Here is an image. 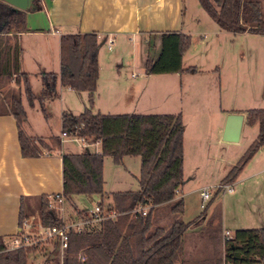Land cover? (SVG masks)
Wrapping results in <instances>:
<instances>
[{
  "label": "crops",
  "instance_id": "obj_1",
  "mask_svg": "<svg viewBox=\"0 0 264 264\" xmlns=\"http://www.w3.org/2000/svg\"><path fill=\"white\" fill-rule=\"evenodd\" d=\"M36 3L38 5L36 11L43 14L44 23H38V16L29 18L25 14L24 30L0 35V58L3 63L14 68L10 69L11 77L14 79L20 73H26L31 85V77L36 72L41 78L48 72L58 73L60 37L69 33H97L99 73L93 90L94 112L107 114L180 112L182 115L183 185L181 184L180 191L176 192V198L183 200L184 212L185 194H192L191 192L195 191L200 198V190L206 187L199 182L188 185L196 178H193L190 170L188 173L187 161L188 165H193L195 158L216 157L218 152L223 159L224 149H229L232 145L243 147L245 127L249 126L247 110L264 108V34L248 30L237 32L233 39L232 52L224 53L221 50L223 44L218 37L226 30L218 24L217 26L213 24L216 22L212 23L204 18L198 12L199 7L190 3V0H39ZM166 31H179L190 36V46L182 55L181 65L183 68L193 67V70L145 73L147 41L155 39L158 47L159 33ZM197 36L199 38L193 46ZM108 38L113 40L110 49L107 47ZM128 42L133 46L135 55L133 60L138 61V52L141 54L138 61L139 71L136 73L123 68L122 58L109 52ZM9 44L11 54L7 50ZM208 44L211 45L210 52L207 51L210 46ZM220 59L222 67L226 63L228 68L225 73L222 67L215 64ZM215 78L217 83L213 82ZM13 81L9 85L17 89ZM57 90L58 95L54 97L52 103L44 102L43 99L35 102L37 99L28 98L24 91L21 96L26 111L23 122L25 132L42 137L48 144L51 143L49 136H61L62 112L80 113L88 98L86 90L76 91L60 84ZM226 100L231 103V107L224 106ZM44 103L51 104L55 109L52 116L45 117L41 112L40 107L44 108ZM231 114L243 115L237 141L224 138ZM217 116L222 118L218 119ZM233 133V130L228 131L230 136ZM258 133L252 134L246 140L252 143ZM68 140L70 139H62L59 149L44 150L39 156H23L15 118L7 109L0 110L1 237L13 235L19 230L21 197H27L29 201L36 200L39 195L48 196L62 192V154L70 153L65 146ZM91 146H94L95 152H99V143H90L88 148ZM240 176L242 178L239 177V188L232 192V198L239 209L249 214L229 220L224 210L222 224L236 222L235 226L238 229L264 227L262 186L253 185L249 189L244 187V183L248 181L264 178V145L244 167ZM210 198L211 195L208 202ZM165 208L168 209V214L174 215L170 210V203H165L157 207L156 217L160 220L164 218L161 213ZM73 215L72 219H76V213ZM198 216L185 222L195 220ZM199 227L204 229L203 225L198 224L185 231L182 251L191 248L196 251L201 245L211 247L207 237L203 239L199 237L201 233L198 232ZM189 235L192 241L187 246L185 237ZM220 246L221 250L218 247L216 253L210 254L209 257L223 254L224 248L221 243ZM183 259L189 257L183 256Z\"/></svg>",
  "mask_w": 264,
  "mask_h": 264
},
{
  "label": "trees",
  "instance_id": "obj_2",
  "mask_svg": "<svg viewBox=\"0 0 264 264\" xmlns=\"http://www.w3.org/2000/svg\"><path fill=\"white\" fill-rule=\"evenodd\" d=\"M219 26L233 33L250 31L264 34L257 25L261 18L260 0H198ZM0 3V35L20 32L26 28L25 14ZM190 36L179 31L159 33L158 49L147 44L144 59L145 73L191 71L183 68L181 58L190 46ZM99 38L95 32L69 33L60 37V69L42 76L44 89L40 99L58 95V85L76 91H88L87 103L78 114H61V132L78 135L89 142L98 141L99 152L85 148L80 153L62 154V195L69 200L74 194L103 193V158L110 156L120 163L125 156L140 157L139 187L137 190L113 191L111 202L105 207L121 214L89 224L82 231L69 233L68 247L61 258L57 242L51 250H59L58 264H264V227L236 230L226 241L223 254L199 259H183L182 238L185 231L196 225L195 220L183 221L176 217L183 210V200L176 198L177 187L183 182V120L178 113H122L107 114L93 111V90L99 73ZM9 64L0 58V84L13 81ZM23 89L28 98L36 96L26 73H20ZM7 78L6 80H4ZM17 79V77H16ZM19 89V88H17ZM17 91V90H16ZM7 109L15 118L17 136L23 156H39L44 150L59 149L60 136H49L48 146L42 137L25 132L26 111L21 91L11 92ZM247 123L259 125L257 138L245 154L230 168L222 183L235 182L244 167L264 145V108L247 110ZM38 215L43 225L62 224L56 209L48 207L46 195L36 197ZM27 197L20 198L19 229ZM170 203L176 215L167 226L154 222L157 207ZM102 203H100L101 205ZM138 206H149L146 214L132 212ZM76 210V208H74ZM85 210H76V218L86 216ZM28 215V214H27ZM4 246L0 236V247ZM44 246L0 251V264H28V256L43 251Z\"/></svg>",
  "mask_w": 264,
  "mask_h": 264
},
{
  "label": "rangeland",
  "instance_id": "obj_3",
  "mask_svg": "<svg viewBox=\"0 0 264 264\" xmlns=\"http://www.w3.org/2000/svg\"><path fill=\"white\" fill-rule=\"evenodd\" d=\"M39 2V0H35ZM261 1V18L260 21L257 23V25L264 27V0ZM0 3H4L3 0H0ZM6 3V2H5ZM190 3H193V5L198 6V12L204 17L207 18L210 22H216L213 24H218L215 19H212L209 14L205 11L203 7L198 3L197 0H190ZM13 8L11 9V11ZM24 14H27L29 18H32V16H38V23H44V17L43 14L40 11L28 9V10H22ZM211 24V23H209ZM219 25V24H218ZM217 26V25H216ZM203 34V33H202ZM236 34L232 32L226 31L223 33V35H220L218 37L219 41L221 40V43L223 46L221 47V50L225 52H232L231 47L234 42ZM198 36L195 37L193 41V46L196 45V42L198 40ZM202 39V38H201ZM205 40H208V37L205 38ZM237 39H235L236 42ZM153 44V52H156L158 47L155 44V39L150 40L148 39L147 44ZM210 45V44H208ZM10 44L8 45V53L11 54L12 50L9 48ZM259 46V45H258ZM207 48V51L210 52V48ZM13 49V48H12ZM133 46L130 42L126 43L124 46L120 48H114V50L109 51L111 55L115 54L117 57H121V61L123 63L122 67L126 68L128 70L133 71L136 73V71H139V57L140 53L138 52V61L133 60ZM140 51V50H138ZM219 52V51H218ZM220 53V52H219ZM135 58V55H134ZM193 60V58H191ZM119 62V61H118ZM133 62V63H132ZM133 64V65H132ZM216 65L219 67H222L223 63L222 60H217L215 62ZM207 65V64H206ZM11 70L14 68L10 66ZM224 70V73L228 69L226 66V63L224 67H222ZM5 78L4 80H6ZM31 90L35 94L37 100H34L35 102H39L41 100L39 97L44 89V84L42 83V78L40 77V74L36 72L34 76L31 77ZM216 82V78L215 81ZM13 85H17L19 89H15L10 87L9 81H4L3 84H0V110L8 109L10 102L9 99L11 97V92H18L21 91V96L23 94V82L17 76V79L15 78L12 82ZM17 90V91H16ZM25 93V92H24ZM227 96V94H226ZM22 98V97H21ZM44 102L50 101L52 103L53 100H55L54 97H48L43 98ZM233 105V102H232ZM225 107H231V103L226 100L224 103ZM41 112L47 117L48 115H53L55 109L51 104L44 103V108L40 107ZM231 109V108H230ZM207 116V115H206ZM218 118V116H217ZM222 116H220L218 119H221ZM53 117L51 118V123ZM249 125V126H248ZM248 127H245L244 132V143L243 147L241 146H235L232 145L229 147V149H224V158L221 159V153L218 152L216 157H205V156H199L195 158V163L193 165H188L189 162L187 161V170L190 174L194 175L193 178H196L194 181H191L189 184L194 185V183L199 182L200 185H205L209 187V190L211 192V198L208 204L206 205V208L203 210L199 207L200 198L198 196V192H191L192 194H185L184 197V212L179 213L178 216L168 214V209L165 208L161 216L164 215V218L161 220L159 217H156L157 219H154V222L159 225L167 226L168 223L174 218L175 216L180 218L183 221L190 220L193 217L198 216L197 219H195L196 225L201 224V226H204L203 228L198 229V232L200 233L199 237L201 239L206 238L210 241V246H203L201 245L200 249H196V251L186 249L185 251H182L181 257L187 256L189 259H196V258H202V257H209L210 254H215L216 249L219 247L221 250L220 243L222 244V248L225 247L226 241L224 240V234L226 230H230L231 234L234 235L236 230L235 225H237L236 222H231L230 224L223 225L222 224V214L224 210H226L227 218L229 220H233L234 218H238L239 216H248L249 212L245 210H241L237 207L236 201L232 198L233 193H229L225 187L220 188V190L217 191L216 186L218 184L222 183V179L226 175V173L230 170V168L245 154L246 150L250 146L251 142H248L246 139L249 136L254 135V133L257 135L259 132V125H250L248 124ZM247 128V129H246ZM249 130V131H247ZM248 132V133H247ZM30 133V132H29ZM31 134V133H30ZM246 134V135H245ZM255 135V136H256ZM50 144H48L49 146ZM66 150L70 153H80L85 148L80 145L79 142L68 140L65 143ZM98 148V147H96ZM91 151L96 150L94 146L89 147ZM188 160V158H187ZM140 157L139 156H126L123 157L122 161L120 163H114L112 158L110 156H104L103 158V193L102 194H74L71 195V198L69 200H64L63 203L57 206H60V209H56V212L59 217H61L62 220H66L67 222H71L73 214L76 213V210L74 212V208L77 207L81 210L89 211L90 209H93L95 205L102 203L101 206L105 207L107 204H109L110 201V195L113 191H125V190H137L139 187L138 179H139V171H140ZM196 170V171H194ZM247 171L245 172V174ZM196 175V176H195ZM244 176V175H243ZM241 177V176H239ZM233 182L235 189L238 190V184L240 178ZM242 178V177H241ZM252 180L244 183V187L249 189L253 185H258L259 187L262 186V192H264V178H260L258 180ZM260 182V183H259ZM183 185V182H182ZM180 186L177 187L176 192L180 191ZM185 193V189L183 190ZM24 213L26 216L23 218V220L29 219L32 224L37 226L39 223V215H38V207H37V200H29L28 203L25 202L24 205ZM28 214V215H27ZM169 215L171 217H169ZM157 216V213H156ZM238 216V217H237ZM22 220V221H23ZM201 220L202 223H201ZM200 226V225H199ZM194 227V225H193ZM193 238L195 235L193 234ZM192 238L190 235L188 237H185V244L188 246L191 244ZM216 244L218 246H216ZM45 249L43 251H37L35 253H31L28 256V264H58L59 260V250L54 249L51 250V244L49 242L43 243ZM198 251V252H197ZM200 251V252H199ZM197 255V256H194Z\"/></svg>",
  "mask_w": 264,
  "mask_h": 264
},
{
  "label": "built area",
  "instance_id": "obj_4",
  "mask_svg": "<svg viewBox=\"0 0 264 264\" xmlns=\"http://www.w3.org/2000/svg\"><path fill=\"white\" fill-rule=\"evenodd\" d=\"M112 38L107 39V47L108 49L111 48ZM61 140L64 138H68L73 141H77L82 144L83 147L88 148L91 142H89L86 138L73 135L70 136L66 132H61ZM92 143H98L92 142ZM225 187L228 192L232 193L235 191V186L233 183H221L216 186L217 189ZM200 208L204 209L207 205L211 192L209 187H203L200 190ZM48 207L51 209H60L61 204L64 201L62 195H48ZM60 205V206H57ZM149 206H138L132 210V212H137L141 214H146L147 209ZM86 216L76 218L71 220V222H63L62 224H47L43 225L40 221L35 226L32 222L27 220L22 221L21 228L13 235L3 236L2 241L4 246L1 248L0 251L3 250H11L16 248H23V247H30L34 245H43V243L49 242L51 246L55 242L58 243L61 258L65 252V249L68 247V240H69V233L72 231L79 232L86 228L87 225L96 223L98 221L108 219V218H115L121 213L118 212L114 208H107L103 207L100 204L94 206L93 209L86 211ZM40 219V218H39ZM233 237L230 230H226L224 234V240H230ZM226 264H233L232 262H228Z\"/></svg>",
  "mask_w": 264,
  "mask_h": 264
},
{
  "label": "water",
  "instance_id": "obj_5",
  "mask_svg": "<svg viewBox=\"0 0 264 264\" xmlns=\"http://www.w3.org/2000/svg\"><path fill=\"white\" fill-rule=\"evenodd\" d=\"M7 4L11 5L13 9H20V10H28L32 9L35 10L38 8L37 3L34 0H3ZM243 121L242 114H231L228 120L227 130L225 132L224 138L231 141L238 140L239 130L241 128ZM233 130V135H228V131ZM227 133V134H226ZM237 134V135H236Z\"/></svg>",
  "mask_w": 264,
  "mask_h": 264
},
{
  "label": "flooded vegetation",
  "instance_id": "obj_6",
  "mask_svg": "<svg viewBox=\"0 0 264 264\" xmlns=\"http://www.w3.org/2000/svg\"><path fill=\"white\" fill-rule=\"evenodd\" d=\"M35 1V0H34ZM35 2H37V1H35Z\"/></svg>",
  "mask_w": 264,
  "mask_h": 264
}]
</instances>
